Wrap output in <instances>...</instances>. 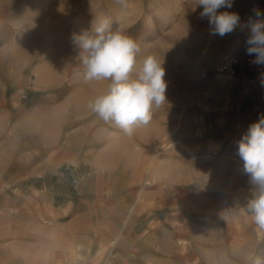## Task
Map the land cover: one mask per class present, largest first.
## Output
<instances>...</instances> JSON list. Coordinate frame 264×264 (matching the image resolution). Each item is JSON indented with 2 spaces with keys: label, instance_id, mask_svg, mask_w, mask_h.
<instances>
[{
  "label": "rangeland",
  "instance_id": "rangeland-1",
  "mask_svg": "<svg viewBox=\"0 0 264 264\" xmlns=\"http://www.w3.org/2000/svg\"><path fill=\"white\" fill-rule=\"evenodd\" d=\"M195 4L0 0V264H253L264 256L237 154L248 126L264 117V65L248 66L254 84L210 74L231 45L249 56L247 23L264 14V0L220 9L241 21L223 37ZM102 18L140 45L137 67L155 55L165 68L166 103L130 136L87 107L109 82H84L72 37Z\"/></svg>",
  "mask_w": 264,
  "mask_h": 264
},
{
  "label": "clouds",
  "instance_id": "clouds-1",
  "mask_svg": "<svg viewBox=\"0 0 264 264\" xmlns=\"http://www.w3.org/2000/svg\"><path fill=\"white\" fill-rule=\"evenodd\" d=\"M127 7V0H115ZM202 8L211 33L221 37L240 26V16L231 9L233 0H196ZM256 19L247 23L249 35L245 41L252 63L264 65V16L258 10ZM72 42L78 50L86 83L108 81L106 91L88 101V109L105 123H111L132 135L137 127L147 125L166 103L167 83L163 60L148 55L139 62L140 45L120 29L113 30L109 18L95 20L89 30L73 34ZM237 154L243 161V171L254 189L252 198L244 206L258 230L264 232V117L251 123L237 142ZM253 264H264V256H257Z\"/></svg>",
  "mask_w": 264,
  "mask_h": 264
},
{
  "label": "built area",
  "instance_id": "built-area-1",
  "mask_svg": "<svg viewBox=\"0 0 264 264\" xmlns=\"http://www.w3.org/2000/svg\"><path fill=\"white\" fill-rule=\"evenodd\" d=\"M251 62L252 57L244 55L239 46L234 44L223 53L219 61L211 69L210 74L213 79L222 82L237 83L240 80H245L254 84V78L246 73Z\"/></svg>",
  "mask_w": 264,
  "mask_h": 264
},
{
  "label": "crops",
  "instance_id": "crops-1",
  "mask_svg": "<svg viewBox=\"0 0 264 264\" xmlns=\"http://www.w3.org/2000/svg\"><path fill=\"white\" fill-rule=\"evenodd\" d=\"M69 254H70V256H72V255L74 254V251H73V250H70V251H69ZM63 257H65V256H61V257H60V259L58 260L59 263H61Z\"/></svg>",
  "mask_w": 264,
  "mask_h": 264
}]
</instances>
